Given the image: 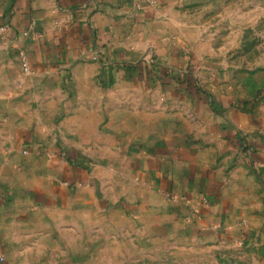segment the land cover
Masks as SVG:
<instances>
[{"label": "crops", "instance_id": "obj_1", "mask_svg": "<svg viewBox=\"0 0 264 264\" xmlns=\"http://www.w3.org/2000/svg\"><path fill=\"white\" fill-rule=\"evenodd\" d=\"M223 4L0 0V264H148L176 236L264 244V111L193 46L196 8ZM160 106L167 128L145 130Z\"/></svg>", "mask_w": 264, "mask_h": 264}, {"label": "rangeland", "instance_id": "obj_2", "mask_svg": "<svg viewBox=\"0 0 264 264\" xmlns=\"http://www.w3.org/2000/svg\"><path fill=\"white\" fill-rule=\"evenodd\" d=\"M196 9L201 22L196 29L199 42L193 46L202 57L203 67L222 74L220 85L231 99L250 104L253 113L264 111V0H224L214 9ZM143 100L150 101V95L145 94ZM159 101L166 100L160 97ZM165 113L164 106L145 109L144 129L151 132L157 126L167 128ZM161 239L164 240L148 249V264H264V244L231 241L204 250L178 236ZM131 247L123 248L124 252H131ZM103 255L97 254L98 261L102 262ZM56 259L54 253H49V262L57 264Z\"/></svg>", "mask_w": 264, "mask_h": 264}, {"label": "built area", "instance_id": "obj_3", "mask_svg": "<svg viewBox=\"0 0 264 264\" xmlns=\"http://www.w3.org/2000/svg\"><path fill=\"white\" fill-rule=\"evenodd\" d=\"M5 30V27H1L0 28V31H4ZM29 30L24 32L23 35L24 36H29ZM18 58H19V61H20V64H21V67L22 69L26 72L29 70V64H28V58H27V55H26V49L25 48H20L18 50Z\"/></svg>", "mask_w": 264, "mask_h": 264}, {"label": "trees", "instance_id": "obj_4", "mask_svg": "<svg viewBox=\"0 0 264 264\" xmlns=\"http://www.w3.org/2000/svg\"><path fill=\"white\" fill-rule=\"evenodd\" d=\"M150 71H151V70H150ZM188 81H189L190 83H193V82H194V77L192 76L191 79L188 78ZM187 86H188V85H187Z\"/></svg>", "mask_w": 264, "mask_h": 264}]
</instances>
